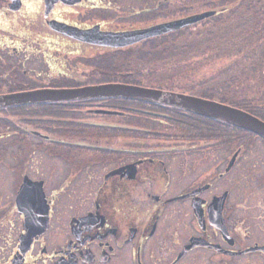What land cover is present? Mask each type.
Wrapping results in <instances>:
<instances>
[{"label":"flooded vegetation","instance_id":"1","mask_svg":"<svg viewBox=\"0 0 264 264\" xmlns=\"http://www.w3.org/2000/svg\"><path fill=\"white\" fill-rule=\"evenodd\" d=\"M201 14L127 45L98 39ZM235 22L246 48L222 27ZM217 32L197 68L222 67L188 87L264 121V0H0V94L174 81L183 38ZM99 102L0 107V264H264V136L175 106L107 131ZM119 129L136 144L111 139Z\"/></svg>","mask_w":264,"mask_h":264},{"label":"water","instance_id":"2","mask_svg":"<svg viewBox=\"0 0 264 264\" xmlns=\"http://www.w3.org/2000/svg\"><path fill=\"white\" fill-rule=\"evenodd\" d=\"M205 15L207 14L195 15L165 24H157L145 29L124 32H101L98 39L108 45H127L149 36L181 28ZM112 97L176 106L197 114L225 120L236 126L253 130L264 136V121L237 107L225 105L193 94L129 83L110 82L90 84L82 87L41 88L5 93L0 94V107ZM94 111L102 113H119V111L110 109H98Z\"/></svg>","mask_w":264,"mask_h":264},{"label":"rangeland","instance_id":"3","mask_svg":"<svg viewBox=\"0 0 264 264\" xmlns=\"http://www.w3.org/2000/svg\"><path fill=\"white\" fill-rule=\"evenodd\" d=\"M234 21L235 20H233L232 23ZM232 23L226 26H222L229 30L228 41L232 39H237V41L241 45H243L244 48H246L247 47L246 41H244V37H243L246 31V25L241 22H235L234 24ZM219 41L220 39H219L218 32L211 36H208V35L196 36L193 34L192 36L184 37L183 40L179 43V48L183 46V49L172 52L171 53L172 55L170 56L171 61H178L183 66L181 70V72L184 70L183 77H177L174 81H170L169 79L166 80L165 76H159V80L147 81L146 79H143L141 83H143L144 85L155 87V88L167 89V90H172V91H177V92H184L188 94L193 93L194 95V93H197V90L190 88L188 86L194 84L192 82H197L201 78V76L205 75V73L211 74L213 72H216L222 67V63L224 61L216 59L211 62L205 63L202 67L197 68V63L202 58L205 59L208 55H211V54L213 55L214 49L218 46ZM217 80H222V78L218 77ZM129 114L127 115V118L129 119L130 123H127L124 121L125 117L123 118L121 117V115H116V114H105V116L100 119L104 120V122L109 125V126L108 125L106 126L107 128H104L107 131L116 129V128L113 129V127L110 126V124L117 125V126L122 125L123 128H126V127L133 128L134 126L133 122L137 121V120L134 121L135 115H138L141 113L136 111V113L130 112ZM160 118L163 119V117H160ZM126 129H129V128H126ZM107 135H108V138H110L109 135L111 134L107 133ZM133 137L134 136H132L131 133H128L126 131L124 132V130L121 131V129H119L117 130L116 133H114L111 139L114 138L115 140H117L118 141L117 144L133 145V144H136ZM165 137L164 136L152 137V136L141 135L140 144H152V143L153 144L154 143L163 144V141H158L157 139L169 138L167 136ZM174 137L183 138V137H178L177 135ZM145 138H149L151 141H146L147 139ZM37 142H39V140H35V145ZM179 158L182 159L183 156H179ZM45 160L46 159L43 158L42 153L37 152V153H34L33 157L31 158L30 161H28L27 165L29 167L33 163H36L37 161L43 163V161Z\"/></svg>","mask_w":264,"mask_h":264},{"label":"trees","instance_id":"4","mask_svg":"<svg viewBox=\"0 0 264 264\" xmlns=\"http://www.w3.org/2000/svg\"><path fill=\"white\" fill-rule=\"evenodd\" d=\"M101 101L99 103H97L96 105H100L104 108H108V109H113V110H117L120 111V113L125 114L124 115V121L127 123H130L129 119L127 118V115L130 112H139V113H145L148 115L151 114H155V115H159L157 112L154 111L153 108L157 107V106H166V105H162V104H152V103H148L145 101H140V100H134V99H126V98H97V99H89L90 102L93 101ZM92 106H95V104H92ZM50 112H54V111H50ZM58 112V110H57ZM72 112V111H71ZM130 115V114H129ZM133 119V117H132ZM113 128H115V126H112ZM146 127V125H145ZM154 127H158L157 125L153 126ZM126 128H132V127H126ZM125 128V129H126ZM164 128V127H163ZM176 129V133L172 134V136H175L176 134H179L181 131L180 127H172V132L174 133ZM168 130L162 132V134L158 135L159 137L165 136L167 135L166 132ZM157 136V135H156Z\"/></svg>","mask_w":264,"mask_h":264}]
</instances>
